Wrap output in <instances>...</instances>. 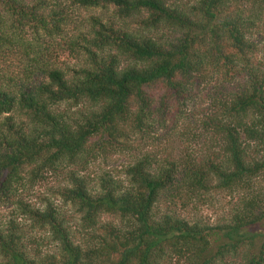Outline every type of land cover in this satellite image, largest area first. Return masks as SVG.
Listing matches in <instances>:
<instances>
[{"label":"trees","instance_id":"16d2710c","mask_svg":"<svg viewBox=\"0 0 264 264\" xmlns=\"http://www.w3.org/2000/svg\"><path fill=\"white\" fill-rule=\"evenodd\" d=\"M180 3L0 0V206L19 211L14 219L0 214V264H264V67L250 64L254 38L264 35V0ZM73 8L112 11L106 20L89 18L90 30L68 41L82 66L65 70L48 49L68 34ZM164 29L171 38H156ZM22 59L29 64L10 71ZM221 72L231 74L228 82L247 75L237 92L218 90L213 112L203 116L221 157L186 168L134 157L122 167L125 181L103 167L96 178L80 174L95 148L102 159L132 149L155 115L185 106ZM62 106L87 108L70 116ZM50 172L65 177L61 208L18 198L24 183ZM183 186L188 195L237 193L225 223L211 230L158 215V201L181 196ZM67 207L79 215L74 225L62 215ZM20 216L47 237L36 244ZM52 244L56 251L43 254Z\"/></svg>","mask_w":264,"mask_h":264},{"label":"rangeland","instance_id":"374dc122","mask_svg":"<svg viewBox=\"0 0 264 264\" xmlns=\"http://www.w3.org/2000/svg\"><path fill=\"white\" fill-rule=\"evenodd\" d=\"M188 1L193 4L197 0H182L180 4L184 5ZM73 10L70 17L71 24H69L67 29L68 34L64 37H59L54 42H50L51 47L48 49L50 60L65 70H78L82 66V58L79 57V53L74 55L68 51V41L77 38L79 33L85 34L90 30L91 26L86 23L89 18L99 17L101 20L102 18L106 20L112 11L110 9L107 15L101 9L73 8ZM127 24L131 25L133 30H141V26L137 21H128ZM121 25L122 23H119V26ZM262 32V30H259V34H256L257 36L254 38L255 42L258 43V47L256 54L250 59V64L253 67L259 64H263L262 66L264 67V35H262ZM171 35V32H167L165 29L155 32V37L163 40L170 39ZM0 59L2 60V57ZM14 63L11 65L10 71L21 70L25 65L29 64L27 59L15 60ZM230 76L231 74H226L225 72L213 74L206 83H203L194 92L192 100L187 102L185 106L180 105L169 109V113L164 117L155 115L153 126L148 131V134L141 137V139L132 138L134 146L132 149L117 151L115 154L110 153L109 158L102 159V150L95 148V159L92 160L88 157L90 158L88 168L86 170L79 168L82 171H80V174H87L92 178H96L102 174L103 167L108 168L114 176L119 175L120 180L125 181L124 176L120 173L122 172V167L128 164L130 158L148 156L150 163L158 166L165 167L173 163L181 168H186L185 164L191 165L194 162L197 165H202L208 160L221 157V143L211 131L205 130L206 132H203L201 124L204 114L213 112L216 104L214 99H218L222 95L217 93L218 90L226 94L237 92L240 85L247 79L246 75L242 80L233 79L228 82ZM86 108L87 106H84L70 111L62 106L60 112L72 116L73 114L78 115L79 112H85ZM43 177L44 179H39L33 184L24 183L25 189H21L17 193L18 198L35 208L43 207L44 202H50L53 206L61 208L63 202L57 191H60L62 186L66 184L65 177L59 174L54 175L51 172ZM94 185L96 184L94 183ZM185 190V186H183L182 195L175 197V199L168 195L161 198L155 205V212L158 215L168 214L176 218H182L189 224H197L200 227L214 230L216 226L225 223L224 221L228 218L232 205L237 200V193H232L231 195L227 191L188 195ZM14 211L16 212L14 213ZM17 213L19 211L15 206H0V214H2L3 218L14 219V215ZM62 215L65 220H70L72 225L79 221V215L70 207L64 208ZM15 219L20 226L24 227L26 233L31 236V239L36 244L41 243L40 238L47 237V233H44L36 226L31 227V223L24 221L21 216ZM104 219L107 220V218ZM259 227L264 230V223ZM220 238V235L215 237L212 241V248L218 244ZM55 248V245L52 244L50 247H44L41 250L44 254L55 252ZM180 263L182 262L180 261ZM167 264H176V262L172 260V262Z\"/></svg>","mask_w":264,"mask_h":264}]
</instances>
